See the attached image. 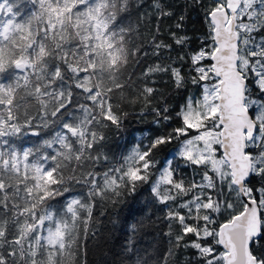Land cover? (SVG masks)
Segmentation results:
<instances>
[{
  "label": "snow or ice",
  "instance_id": "obj_1",
  "mask_svg": "<svg viewBox=\"0 0 264 264\" xmlns=\"http://www.w3.org/2000/svg\"><path fill=\"white\" fill-rule=\"evenodd\" d=\"M26 5L0 0V264H264V0Z\"/></svg>",
  "mask_w": 264,
  "mask_h": 264
},
{
  "label": "trees",
  "instance_id": "obj_2",
  "mask_svg": "<svg viewBox=\"0 0 264 264\" xmlns=\"http://www.w3.org/2000/svg\"><path fill=\"white\" fill-rule=\"evenodd\" d=\"M10 2H13V3H20L21 5H24L23 7V11L26 13L28 10H29V6L26 5V0H10ZM197 26H199L197 24ZM103 219V218H102ZM159 229H160V232H162L163 230H165V226L164 224H161L159 225ZM122 238V237H121ZM156 240V241H160L161 240V236L159 234V232L157 233H153L152 235L150 236H147L145 237L143 240H141V245L143 246H147L149 243L153 242V240ZM166 243V242H165Z\"/></svg>",
  "mask_w": 264,
  "mask_h": 264
}]
</instances>
